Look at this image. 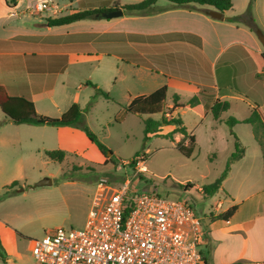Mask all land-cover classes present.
I'll return each mask as SVG.
<instances>
[{"label": "crops", "instance_id": "0c3cea01", "mask_svg": "<svg viewBox=\"0 0 264 264\" xmlns=\"http://www.w3.org/2000/svg\"><path fill=\"white\" fill-rule=\"evenodd\" d=\"M41 1L57 5L54 0H0V86L10 96H28L36 113L48 117H59L73 103L83 114L82 105L86 107L95 98V88L89 82L123 109L134 97L165 86L163 110L168 111L164 117L179 118L187 133L186 137L172 133L173 140L187 142L188 136H193V152L199 137H208L211 142L219 137L225 141L223 152L230 156L234 151L232 133L244 147L243 156L230 165L217 191L224 193L217 214L233 206L236 210L228 220H201L203 263L264 264L262 152L252 127L242 123L254 107L264 115V46L255 34L257 29L264 34V0H237L236 8L231 0L232 7L222 13V20L207 14L214 10L211 7L176 8L158 0L152 15L125 14L119 8L123 15L118 18L83 19L55 27L47 26L46 20L88 9L107 12L114 10L116 3L128 4L120 0H67L63 7H70L69 12L53 13L39 11ZM248 7L254 31L227 21ZM259 13L261 18H257ZM88 64L96 78L79 82L77 89L91 91L86 97L76 94L71 98L68 91L75 69ZM174 96L179 107L172 109ZM193 96L199 102L190 107L187 102ZM215 101L228 103L217 119L210 112ZM229 118L237 122L228 126ZM8 128L15 135L9 141L0 136V143L4 146L9 142L10 153L17 157L18 152L35 149L43 156L46 151H62L64 159L72 154L88 160L87 153L92 152L96 165L105 160L78 127L15 125L0 110V135ZM164 128L167 132L158 134L171 133L175 126ZM16 161L17 165L18 158ZM0 241L4 248L1 235Z\"/></svg>", "mask_w": 264, "mask_h": 264}, {"label": "rangeland", "instance_id": "374dc122", "mask_svg": "<svg viewBox=\"0 0 264 264\" xmlns=\"http://www.w3.org/2000/svg\"><path fill=\"white\" fill-rule=\"evenodd\" d=\"M141 1L143 0H120L127 4ZM54 2L57 4V12H69L70 7H63L67 0ZM161 3L167 1L163 0ZM97 5L104 6L101 3ZM237 5L238 1L234 0V8ZM113 6L117 9L122 7L119 3ZM257 18H261L260 13ZM73 77L75 80L71 81L69 96L75 98L78 94L81 98L86 97L87 91L91 90L87 88L81 92L77 86L85 79L96 78L92 66L88 64L75 69ZM107 95L106 99L95 92V98L91 99L90 104L86 107L82 105L83 125L111 153L100 164L96 165L92 152L87 153L88 160L81 155L68 154L62 162L52 161L35 149L18 152L17 157L10 153L12 149L9 142L4 146L0 143V235L9 264H34L32 242L42 238L48 231L55 228H82L97 179H114V174L131 176L130 172H135L134 167L141 156L145 160L147 171L133 177L132 184L136 190L155 192L161 197L187 202L204 222L212 220L217 214L218 204L222 202L224 193L219 191L211 197H205L201 186L212 183L224 170L229 158L222 150L224 139L217 137L211 142L208 137H199L198 146L190 158H185L176 149L177 142L166 138V134L150 136V139L144 141L143 120L146 117L125 112L120 104L114 103L108 93ZM110 96L114 98L112 93ZM169 100L170 97H167V102ZM167 111L168 109H164L162 112ZM184 116L195 121L188 114ZM161 117L162 114H155L151 118L160 120ZM164 127L161 126L160 132H167ZM223 127L227 130L225 125ZM14 135V130L8 128L0 136L9 141ZM80 147L83 148V145ZM215 148L217 149L212 151ZM135 154L138 156L131 170L129 166H125L122 172L115 170L117 165L130 163ZM17 158L19 162L16 165ZM44 178H49L51 184L35 186ZM12 181H16V185L5 188ZM187 184L191 188H183Z\"/></svg>", "mask_w": 264, "mask_h": 264}, {"label": "built area", "instance_id": "2783aa9c", "mask_svg": "<svg viewBox=\"0 0 264 264\" xmlns=\"http://www.w3.org/2000/svg\"><path fill=\"white\" fill-rule=\"evenodd\" d=\"M37 8L57 11L46 1ZM142 158L131 176L97 179L82 228H55L33 240L34 264H204L202 219L192 207L134 188L133 177L147 171ZM125 166L133 167L126 162L115 170Z\"/></svg>", "mask_w": 264, "mask_h": 264}, {"label": "trees", "instance_id": "16d2710c", "mask_svg": "<svg viewBox=\"0 0 264 264\" xmlns=\"http://www.w3.org/2000/svg\"><path fill=\"white\" fill-rule=\"evenodd\" d=\"M158 0H143L136 4H128L121 7L124 10L125 14H145L152 15L155 13V4ZM169 2L172 6L176 8H188L192 10H196L195 6H207L211 7L214 10L225 13L230 10L232 7L231 0H165ZM112 9V8H111ZM110 9V10H111ZM113 9H117L113 7ZM105 12V9H88L84 11L72 12L67 15L55 17L53 19H47L46 24L49 27L62 26L67 25L79 20L83 19H98L102 18V13ZM228 22L235 24H243L247 26L250 30L254 31V21L251 16L250 8L235 17L227 18ZM92 87L95 88V92L98 95H101L108 98L106 92L97 88L95 85H92L90 82L88 83ZM166 98V87L162 86L159 89L148 95H141L134 97L128 106L124 108L125 112L138 115V116H151L154 114L163 113V105ZM177 96L173 97V107L177 108L179 105L176 104ZM199 102L197 96H193L188 100L187 105L190 107L195 106ZM228 103L215 101L214 104L210 108V112L214 119H217L222 111L227 110ZM0 110L4 114L5 118L10 119V121L15 124H28L34 126H51V127H78L82 130L87 136L88 140L93 143L98 151L104 156L107 157V148L97 139L95 135H93L89 129L83 125L82 123V111L79 106L73 103L67 111L62 113L57 118H51L44 115H39L36 113L34 109V105L29 99L28 96H10L6 93V91L0 86ZM166 113V112H165ZM237 121L233 118H229L226 123L228 126H232ZM242 123L249 124L252 127L253 137L256 143L259 145L262 152V159L264 165V115L258 107H254L251 109L249 116L242 121ZM143 133H144V141L150 139V136H157L160 132L161 126H175L174 130L171 133L164 135L166 138L173 141L172 133H180L183 136H187L185 128L182 126V122L179 118L166 119L164 117V113L159 121H156L150 117H147L143 120ZM234 138V151L229 156L224 170L222 173L212 182L206 185L201 186V191L205 197H211L214 193H216L222 181L227 176L229 171V167L232 163L239 160L244 153V147L240 144L236 136L230 133ZM194 137L188 136L187 143L183 141H179L176 144V149L179 153H181L185 158H190V155L194 146ZM45 156L52 160L62 162L64 159V152L62 151H46ZM138 154H135L134 157L130 160V165L133 166L136 163V158ZM16 185V181H12L10 184L6 185L5 188H12ZM188 187L191 188L190 184L184 185L183 188ZM236 207L233 206L228 210L218 213L212 217V220H228ZM6 252L0 241V262L1 264H7ZM239 264V263H233Z\"/></svg>", "mask_w": 264, "mask_h": 264}, {"label": "water", "instance_id": "95a60500", "mask_svg": "<svg viewBox=\"0 0 264 264\" xmlns=\"http://www.w3.org/2000/svg\"><path fill=\"white\" fill-rule=\"evenodd\" d=\"M207 14L213 19H217V20L223 19V14L216 10L208 11ZM122 15H123L122 10L114 9L112 11H107V12L102 13L101 17L102 19H114V18L121 17ZM255 34L258 40L260 41V43L264 46V34L258 29L255 31ZM110 155L111 153L107 152L106 156H110ZM50 184H51V180L49 178H44L38 183H36L35 186H43V185H50Z\"/></svg>", "mask_w": 264, "mask_h": 264}]
</instances>
